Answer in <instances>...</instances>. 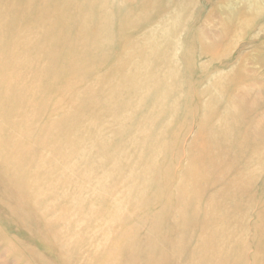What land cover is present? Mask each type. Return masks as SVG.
Returning <instances> with one entry per match:
<instances>
[{"label":"rangeland","instance_id":"1","mask_svg":"<svg viewBox=\"0 0 264 264\" xmlns=\"http://www.w3.org/2000/svg\"><path fill=\"white\" fill-rule=\"evenodd\" d=\"M0 264H264V0H0Z\"/></svg>","mask_w":264,"mask_h":264}]
</instances>
